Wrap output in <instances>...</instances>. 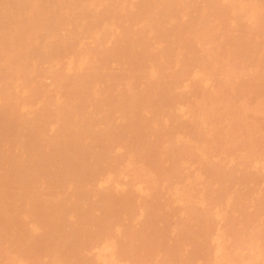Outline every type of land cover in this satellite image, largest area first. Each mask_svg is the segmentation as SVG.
<instances>
[{"label":"bare ground","instance_id":"6f19581e","mask_svg":"<svg viewBox=\"0 0 264 264\" xmlns=\"http://www.w3.org/2000/svg\"><path fill=\"white\" fill-rule=\"evenodd\" d=\"M198 1L0 0V264H264V0Z\"/></svg>","mask_w":264,"mask_h":264},{"label":"rangeland","instance_id":"374dc122","mask_svg":"<svg viewBox=\"0 0 264 264\" xmlns=\"http://www.w3.org/2000/svg\"><path fill=\"white\" fill-rule=\"evenodd\" d=\"M196 1H198V0H196ZM198 2H199V3H200V2H203V3H204L203 0L198 1ZM55 10H56V9H55ZM55 10H54V12H55ZM130 10H131V9H130ZM34 32H35V31H34ZM33 35H34V33H33ZM43 77H44V76H43ZM45 79H46V80H45ZM52 80H53V81H52ZM42 81H43V84L46 86V88H47V87H48V88L50 87V89H51V88L54 87V79H52V77H49V76L47 77V76H46V78H43ZM52 84H53V85H52ZM0 96H1V95H0ZM0 99H1V98H0ZM1 102H2V99H1L0 103H1ZM262 114L264 115V113H262ZM262 114H261V115H262ZM261 115H260V119H264V117H262ZM263 122H264V121H263ZM259 143H260L259 145H261L262 143H264V141H263V142L261 141V142H259ZM152 176H153V175H152ZM123 183H124V185L127 187L126 183H125V182H123ZM120 185H121V183L117 184L116 186H119L120 189H121V188H122V185H121V186H120ZM116 186H115V188H116ZM119 187H117L116 190L119 191V189H118ZM123 187H124V186H123ZM126 187H125V188H126ZM126 189H127V188H126ZM122 191H123V189H122ZM119 193L122 194L121 192H119ZM123 193H124V192H123ZM251 204H252V203H251ZM254 204H255V203H253V206L251 205V208H252V209L254 208ZM255 207H256V206H255ZM77 213H79V212H77ZM82 213H83V212H82ZM84 213H85V212H84ZM85 214H86V213H85ZM88 214H89V213H88ZM88 214H87V215H88ZM85 216H86V215H85ZM85 216H84V219H87V218L89 217V216H88V217H85ZM89 218H90V217H89ZM89 218H88V219H89ZM90 219H91V218H90ZM90 219H89V220H90ZM91 221H92V219L90 220V222H89L88 224H92L93 221H92V222H91ZM85 222H86V220H85ZM139 222H140V221H139ZM136 225H137V222H136ZM136 225H135V226H136ZM136 227H137V226H136ZM138 228H139V227H138ZM108 239H109V238H108ZM92 247H93V246H92ZM180 247H181V246H180ZM184 247H186V245H183V246L181 247V249L179 248L180 250H182V252H181L182 255H183V254L186 255L185 253H186L187 251H188L187 253H189V251H190V249H189L190 247H189V246H187L186 249H185ZM93 248H94V249H91V250H93V252L97 254V253H98V250H96L97 247H96V248L93 247ZM98 249H99V248H98ZM114 249H116V247H114ZM179 249H178V250H179ZM91 250H90V251H91ZM100 251H102V250L100 249ZM106 251H107V250H106ZM102 252L105 253V251H102ZM102 252H100V253H101V254H100L101 256H102V255H106V254H102ZM179 252H180V251H179ZM184 252H185V253H184ZM190 252H191V251H190ZM89 253H90V252H89ZM106 253H107V252H106ZM108 254H109V252H108ZM94 255H95V254H94ZM179 255H181V254H179ZM91 256H93V253H92V252H91ZM96 256H99V255H96ZM96 256H95V257H96ZM101 256H100L99 258H97L96 260H95V257H94V260H95V261H98V259H99V260L101 261V259H102L103 261H105V260H104V259H105V256H103V257H101ZM109 256H110V254H109ZM106 258H110V257H107V256H106ZM116 258H117V261H118V258H120V257H116ZM106 261L108 262V259H107ZM106 261H105V262H106ZM98 262H99V261H98ZM98 262H97V263H98ZM105 262H104V263H105ZM107 262H106V263H107ZM109 262H110V261H109ZM109 262H108V263H109ZM113 262H116V261L113 259ZM120 262H121V263H120ZM95 263H96V262H95ZM95 263H94V264H95ZM97 263H96V264H97ZM104 263L100 262V264H104ZM106 263H105V264H106ZM122 263H123V262L120 261V259H119V263H116V264H122ZM123 264H124V263H123ZM152 264H159V263L155 260V261L152 262ZM199 264H204V263L201 262V263H199ZM212 264H216V263H212Z\"/></svg>","mask_w":264,"mask_h":264}]
</instances>
